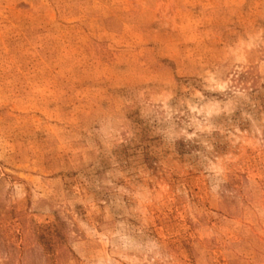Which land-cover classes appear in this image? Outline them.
<instances>
[{"label": "rangeland", "instance_id": "obj_1", "mask_svg": "<svg viewBox=\"0 0 264 264\" xmlns=\"http://www.w3.org/2000/svg\"><path fill=\"white\" fill-rule=\"evenodd\" d=\"M0 264H264V0H0Z\"/></svg>", "mask_w": 264, "mask_h": 264}]
</instances>
